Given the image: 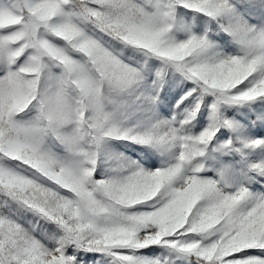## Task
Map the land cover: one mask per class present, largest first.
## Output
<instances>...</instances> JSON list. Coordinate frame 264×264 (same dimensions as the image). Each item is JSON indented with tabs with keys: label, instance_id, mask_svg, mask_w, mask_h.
Wrapping results in <instances>:
<instances>
[{
	"label": "snow or ice",
	"instance_id": "6c2138e0",
	"mask_svg": "<svg viewBox=\"0 0 264 264\" xmlns=\"http://www.w3.org/2000/svg\"><path fill=\"white\" fill-rule=\"evenodd\" d=\"M0 264H264V0H0Z\"/></svg>",
	"mask_w": 264,
	"mask_h": 264
},
{
	"label": "rangeland",
	"instance_id": "374dc122",
	"mask_svg": "<svg viewBox=\"0 0 264 264\" xmlns=\"http://www.w3.org/2000/svg\"><path fill=\"white\" fill-rule=\"evenodd\" d=\"M165 88H167V84H165L164 86ZM182 94V93H181ZM161 97L164 98V103L166 104H170L171 106H174L175 105V101L179 99V95H176L174 98L172 97V95H166L165 92H161ZM179 111V110H177ZM231 111V109H230ZM123 143V142H120V141H113L111 142L109 145H108V149L110 151H116V152H119V151H122L123 149L121 147H119V145Z\"/></svg>",
	"mask_w": 264,
	"mask_h": 264
}]
</instances>
